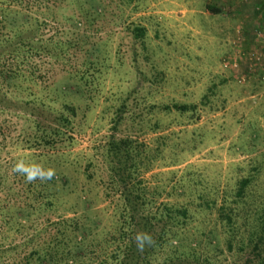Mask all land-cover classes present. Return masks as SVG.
<instances>
[{
  "label": "trees",
  "instance_id": "obj_1",
  "mask_svg": "<svg viewBox=\"0 0 264 264\" xmlns=\"http://www.w3.org/2000/svg\"><path fill=\"white\" fill-rule=\"evenodd\" d=\"M105 10L104 0H0V114H22L27 128L17 147L33 153L23 173L15 165L23 186L17 198L0 201L1 221L29 228L65 195L75 197L81 211L53 223L41 220L45 230L11 264H264V153L222 191L191 179L174 185L166 196L170 202L160 203L163 194L142 187L138 176L152 167L158 151H146L130 137H110L99 154L110 166L105 197L114 205L115 229L98 238L103 224L94 199L86 188L73 187L60 160L74 140L78 109L59 101L52 81L61 61L69 90L79 96L98 80L106 57L94 40ZM206 10L221 14L211 5ZM66 11L73 15L61 28L57 15ZM49 27L55 31L47 37ZM132 32L145 46L146 29ZM159 111L187 122L198 116L195 104L173 102ZM253 136L259 142L261 136Z\"/></svg>",
  "mask_w": 264,
  "mask_h": 264
},
{
  "label": "rangeland",
  "instance_id": "obj_2",
  "mask_svg": "<svg viewBox=\"0 0 264 264\" xmlns=\"http://www.w3.org/2000/svg\"><path fill=\"white\" fill-rule=\"evenodd\" d=\"M212 2L104 0L106 10L97 18L100 30L94 40L106 57L102 72L95 75L98 80L81 97L69 90L66 73L58 67L66 62L55 66L52 82L59 101L78 109L74 140L60 152V160L66 162L73 187L78 186L74 188L79 192L86 188L94 199L103 224L99 239L115 229L114 205L105 197L110 166L99 154L110 137H130L145 145L146 151H158L152 167L138 176L142 187L163 194L160 203L170 202L166 196L174 185L191 179L222 191L243 176L240 169L263 156V92L256 90L255 98H247L244 81H248V67L232 64L233 58L222 53L221 48L231 43L225 35L227 17L207 12ZM71 15L70 11L59 13V27H66L64 18ZM135 27L146 29L145 46L134 39ZM53 30L49 27L44 34L52 36ZM74 63L67 64V72ZM173 102L197 105V119L187 122V117L160 113L161 106ZM155 123L159 127L153 128ZM0 126L4 131L0 135V184L6 178L0 201L7 203L17 198L23 186V179L15 178L18 167L23 173L32 163L33 153L17 147L27 128L22 114H0ZM253 134L261 136L259 142L253 140ZM56 203L42 221L53 223L81 214L73 196H60ZM1 215L0 264H11L24 256L30 248L28 242L33 244L45 224L39 219L26 229L17 221L8 226Z\"/></svg>",
  "mask_w": 264,
  "mask_h": 264
},
{
  "label": "crops",
  "instance_id": "obj_3",
  "mask_svg": "<svg viewBox=\"0 0 264 264\" xmlns=\"http://www.w3.org/2000/svg\"><path fill=\"white\" fill-rule=\"evenodd\" d=\"M212 1L214 3H211V7L221 12L218 16L227 17L225 35H227V39L230 36L231 43L221 48L222 53H228L231 59L233 58L232 64L235 65L238 62L237 65L248 67L245 69L248 81H244L245 83L247 82L244 87L245 94L246 96L248 95L247 98H255V95L258 94L257 91L263 92V98L264 0Z\"/></svg>",
  "mask_w": 264,
  "mask_h": 264
},
{
  "label": "clouds",
  "instance_id": "obj_4",
  "mask_svg": "<svg viewBox=\"0 0 264 264\" xmlns=\"http://www.w3.org/2000/svg\"><path fill=\"white\" fill-rule=\"evenodd\" d=\"M30 179H34V177H30Z\"/></svg>",
  "mask_w": 264,
  "mask_h": 264
}]
</instances>
